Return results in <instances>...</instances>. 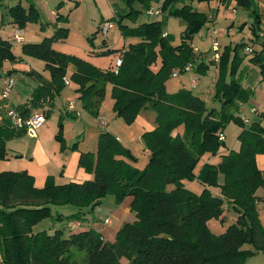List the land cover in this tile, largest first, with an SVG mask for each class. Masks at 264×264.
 I'll use <instances>...</instances> for the list:
<instances>
[{
  "label": "trees",
  "instance_id": "obj_1",
  "mask_svg": "<svg viewBox=\"0 0 264 264\" xmlns=\"http://www.w3.org/2000/svg\"><path fill=\"white\" fill-rule=\"evenodd\" d=\"M187 1L163 0L160 7L161 13L167 12L168 17L185 25L177 44L163 32L160 20L133 27L118 20L121 35L137 42L120 53L122 64L117 72L101 71L82 58L56 51L53 43L66 39L69 33L64 26L39 43L21 45L22 55L45 64L55 87L52 94L61 93L67 69L72 66L69 80L77 86L82 109L92 117H98L106 85L110 84L112 110L117 118L131 125L142 109L151 107L156 112V128L141 136L149 151L143 170L131 166V152L104 132L99 135L96 154H80L79 165L93 175L90 181L56 185L48 179L37 188L26 171L0 172L1 264H246L255 254H264V228L257 208L258 203L264 204V194L258 195V190L264 191V171L255 161L257 155H264V116L245 124L243 118L227 112L232 108L238 112L239 104L248 100L236 78V64L250 57L249 62L258 65L264 74V50L257 53L245 42L223 50L214 85L220 110L208 109L204 101L186 89L168 93L165 83L172 74H183L188 64L198 61V53L190 43L209 23V17L187 5ZM4 2L0 0V9ZM125 2L130 10L121 18L136 24L139 12L133 10V4L150 0ZM235 3L257 14L252 0ZM62 4L55 6V23L67 24L68 16L58 14ZM8 13L19 30L39 19L32 5L26 10L17 4ZM246 47L250 48L246 51L249 54L244 53ZM230 57L232 66L228 71ZM16 59L11 42L0 36V73L4 62ZM201 63L198 73L205 72ZM44 90L39 88L35 99L42 100L45 95L40 93ZM230 122L242 129L237 137L239 150L221 156L216 165L205 164L195 177L193 169L201 157L206 153L216 155L224 147L219 137ZM179 126L184 129L182 136L174 134ZM13 136L8 127H0V161L7 157L5 140ZM61 139L58 134L57 140ZM219 175L223 176L221 184ZM195 179L209 188L219 187L221 197L213 196L207 188L199 194L186 188L185 181ZM107 195L114 197L117 206L130 198L129 212L134 215L132 221L121 225L112 242L94 229L82 228V224L71 225L82 223ZM64 206H72L75 211L55 216V221H64L61 227L49 232L35 229L44 219L53 218L51 207ZM226 211L236 213L237 221L216 236L207 224L212 219L222 222ZM245 245L250 249H244Z\"/></svg>",
  "mask_w": 264,
  "mask_h": 264
},
{
  "label": "rangeland",
  "instance_id": "obj_2",
  "mask_svg": "<svg viewBox=\"0 0 264 264\" xmlns=\"http://www.w3.org/2000/svg\"><path fill=\"white\" fill-rule=\"evenodd\" d=\"M15 1L21 2V5H23L26 10H28L30 5H32L39 14V19L37 22L27 23L24 27V31L27 32L26 35H22V39H24V41H38L42 39V36L39 34L40 32H42V27L43 29H45L46 33L53 31V27L51 24L53 22L55 23V16L53 13V10L55 9L53 7L54 5H57L61 0H5V2L3 3V7H1L0 9V31L3 37H9L13 33V28L8 22V20L10 19L8 13L10 7L8 6V3L13 5ZM62 1L63 4L61 9H63V11L60 13L64 14L65 16L66 14H68V25L70 28V32L68 33L69 36H67L68 39H64L65 42H63V40L55 41L53 43L55 48H53L59 52L73 54L76 57L82 58L83 60L92 63L101 71H114L115 61L117 57H120L123 46L128 42H133L132 38L124 37L121 35L120 28L117 23L118 20L122 19L123 25L133 27L131 21L127 20L126 18H121V16L127 14L130 10L127 7L125 0H77L80 2V5L75 10L74 7H72L73 3L71 1L73 0ZM162 2L163 0H150L149 3L135 2L132 8L133 10L139 12L135 25L141 22L160 20L163 22V32L168 35L171 43L177 44L180 41L181 34L185 28L183 22L176 18L168 17L167 12L162 13V15H160L158 18L148 17L145 14L147 8L149 9L150 7H153L155 9L158 8L160 10ZM186 3L187 5H191L195 10L208 15L212 22L210 21L204 27H202L199 32L193 37L190 43L198 53V61L193 63L194 70L192 72L180 74L177 77H171L166 81L165 89L168 92L173 93L178 91V89L182 87V85H184L187 90L191 91L192 94L196 95L202 101H204L208 109L213 108L216 110H220V103L214 98V84L219 74L218 62H216L215 64L212 63L214 52L211 49V40L207 37V27L211 26L214 23V26H211L212 28H210V30L215 29L217 32L215 40L219 44L220 55L223 50H225L224 44H229V38L225 35L227 28L232 29L230 38L238 37V43L243 40L245 43H248V46L252 47L253 50H256V39L252 36V33L248 31V28H246L243 33L240 30L241 25L244 21L248 26L253 22L255 16L253 15L252 11L250 12L242 8H237L235 10V3L232 0H227L226 2H219V0H216L210 3H198L196 0H188ZM261 7H264V5H261ZM260 12L261 11L257 13L259 14ZM105 22L113 24V28L108 32L107 38H104L99 30L101 25ZM231 25L232 27H230ZM261 27L264 30V21ZM82 31H86L88 33L87 38L86 36L82 35ZM249 50L250 48L246 47L244 53L249 54L246 53V51ZM244 60L236 64V78H238L239 82L244 86V94L246 95L248 100L244 104L245 106L242 112H235L233 108L228 109L227 112H234L239 117L252 118L253 115L249 111V108H251L252 105L257 106L259 109H262L264 111V74L261 73L260 67L257 68L256 66H248L247 63H249V60L246 61L247 63ZM200 62H202L201 64L203 70L205 71L204 73L197 72V67L200 65ZM231 66L232 59L230 57L227 62L228 71L230 70ZM258 79H261V85H259ZM192 80L197 81V85L195 88H192L190 86ZM18 85H21V81L19 78H16L15 87ZM107 92L110 94L109 96L107 94L105 95L104 101L108 102L106 106L109 108L112 106L110 103V87L107 88ZM80 108L82 117L79 120L81 121L79 123L65 124V122L63 123L64 119L59 118L58 122H55L57 126L55 127L54 131L58 132L62 136V139L61 141H58L55 137V134L53 133V139L51 138V140H55L56 142H58L62 150H69L74 146V142L76 141L72 137L78 132L79 129H81L82 132L79 135V139L82 141L79 143L76 142V147L79 146L95 153L97 148L98 135L100 131L103 130H101L100 127H97L95 123L96 132H91V129L88 128V124L84 119V116H87L88 118H90V116L87 112L85 113L82 110V107ZM4 109H12V106L9 104V102L6 103ZM112 113L114 112L112 109H110L108 110V115H106V113L104 112V115L101 116L107 124V127L104 128V130L106 129L109 133H111L110 135L114 136L115 138L122 139V143L129 148L133 156V159L131 161H128V163L139 170H143L148 162L149 152L142 142V134L140 128L135 122H133L131 125L125 124L122 119L117 118L116 115H112ZM139 114L144 116L148 122H150L152 119L155 121L156 119V112L151 107L142 109ZM44 122L46 123H44V126L41 127L42 129H40L39 132H41L42 130L43 133L49 134V130L45 131V129H52L51 120L46 121V119L44 118ZM155 124L156 122H154V125ZM262 126H264V123ZM241 130L242 129L234 122L228 123L223 130V135L226 140L224 147L226 145H228V147H234L236 143L239 142L237 135L239 132H241ZM183 133V126H179L174 130V134L176 135L182 136ZM125 142L127 144H125ZM220 160L221 158L219 156V152L216 155H210L207 153L204 154L193 169L194 176L198 177L199 172L202 170L205 164L216 165L220 162ZM2 167L3 165H1L0 169H3ZM193 181L195 182V184L202 188L201 192L204 188H207L213 196L221 197V191L219 187L209 188L208 186L199 183L196 179ZM218 181L219 184L223 182L222 175L218 177ZM188 182L192 181H185V186L188 185ZM116 208L117 205H115L114 197L112 195H107L101 200V203L99 205H97L86 215V219L83 220L82 223H79L82 224V228L84 229L91 228L95 231H101L99 232L101 233V235H105L106 237L112 239L115 237L119 223L132 221L131 216H126L120 211H118L117 213ZM74 211L75 208H73L72 206L51 207L53 218L50 217L44 219L36 226L35 229L49 232L52 229L61 227L64 221H55V216L58 214L68 215ZM107 217L110 219V223L108 225H105L103 224V220ZM222 220V222L221 219L210 220L212 221V224H210L212 234L216 236L223 234L229 225L236 223L237 214L232 211H226L222 217ZM244 249H250V246L245 245ZM246 264H264V254H255L254 256L246 260Z\"/></svg>",
  "mask_w": 264,
  "mask_h": 264
},
{
  "label": "crops",
  "instance_id": "obj_3",
  "mask_svg": "<svg viewBox=\"0 0 264 264\" xmlns=\"http://www.w3.org/2000/svg\"><path fill=\"white\" fill-rule=\"evenodd\" d=\"M226 1L227 0H219V2H226ZM232 1H234V3H235V0H232ZM60 2H63V1L61 0L58 3H60ZM71 2L73 3L72 7H74L75 2H77V6L74 7V10L77 9L80 5V2L77 0H73ZM252 2H253V4H252L253 9L256 10V8H257L258 11L256 10V12H259V11H261V12L259 14L253 13V15L255 16V19L253 20V22L247 26L246 22L244 21L241 25L240 30L243 33V31L246 28H248V31L250 33H252V36L256 39L255 44H256L257 49L255 51L258 53L259 51L264 50V32H263L264 30L261 27V25L263 24V21H264V13H263L264 7H261V5H264V0H252ZM17 4L21 5V2L15 1V3L13 5L8 3V6L11 7V6H15ZM55 6L56 5H54V7H53L54 9H55ZM21 7L24 8L23 5H21ZM234 8L236 10L237 8H240V7H237L236 3H235ZM62 11H63V9H60L58 11V14H60V12H62ZM247 11L251 12L252 10H247ZM53 13L55 16V18H54V20H55L57 12H55V10H53ZM61 15H64V14L61 13ZM66 15L68 16V14H66ZM210 21L212 22V20L209 18V22ZM8 22L10 23L11 27L13 28V32H14V30L17 28L12 24V19L10 18L8 20ZM51 24L53 27L52 32L46 33L45 29H43V27L41 28L42 32L39 33L42 36L41 37L42 39H40L41 41L44 38L51 37L54 34L56 27L58 28L60 26H64V27H67L68 30L70 29L68 23L67 24L56 23V25H55V23L53 22ZM138 24H140V23H138ZM137 25L133 24V26H137ZM211 26H214V23ZM211 26L207 27L208 31L210 30V28H212ZM230 27H232V25ZM22 31H23V36L27 34V32H25L24 30H22ZM231 32H232V29L227 28L225 35H226V37L229 38L228 39L229 44L225 43L224 49L225 48H232V46L234 47L235 45L239 44L237 42L238 37L230 38ZM82 35L86 36V38H87L88 33L86 31H82ZM0 36L11 42L13 54L17 58L16 61H14V62H4L1 73H0V99H1L0 100V127H3V126L8 127L10 130L13 131V134H14L13 137L5 140L7 157L5 160L0 161V167H1V165H3V167H2L3 169H0V172H4V171H9V172L26 171L28 174H30L34 178V185L37 188H42L48 179H52L56 185H64L67 183H83L85 181L92 180L93 175L91 173L87 172L83 167H81L79 165V158H80L81 153L96 154L97 148H96L95 153H93L90 150L81 148L79 146L75 147V148L71 147L69 150L68 149L62 150L60 148V145L58 142H56L55 140H53V141L51 140L53 133L55 134L56 139H57V135L59 134L58 132L54 131L55 127L57 126V124H55V122H58L59 118L64 119L63 123L65 122V124L66 123H79L81 121L79 119H81V117H82V112H81V108H80V107H82V104L77 100V97H78V95L76 93L77 86L69 80L70 75L73 73L74 68L72 66L68 67L67 73H66V78H65L68 81V83L65 85V87L63 88V90L61 91L60 94L54 95L52 93L54 92L55 87L51 81L49 72L45 70V64L40 60L31 58L28 56H24L21 54V45L23 43H39L41 41L40 40H38V41H26L25 40L24 41V39H22L21 43H13L11 41V38H10L11 36L3 37V35L1 34V31H0ZM68 36H69V34H68ZM67 39H68V37L65 40H67ZM65 40H63V42H65ZM132 41L133 42H128L126 45H124L121 52L127 50L128 46L130 44L136 43L137 39L132 38ZM240 41H241V39H240ZM241 42H244V41L242 40ZM251 42H252V40H251ZM14 47H15V50H14ZM53 47L55 48L54 45H53ZM67 55H73V54H67ZM73 56H75V55H73ZM249 59H250V57L246 58L244 61L246 62ZM247 65L252 66V67L256 66L257 68H259L258 65L251 63V62L247 63ZM6 78H12L13 79L14 87L11 91L9 98L8 99H2L1 98V91H2V87H3V84L6 80ZM16 78L20 79L21 85L20 86L18 85L15 87ZM216 80H217V78H216ZM258 82H259V85H261V79H258ZM240 84H241V86H243L242 83H240ZM41 87L44 88L45 89L44 91H46V92L40 93L41 96H43V95H45V96L42 97L43 98L42 100L38 101L35 98H37V94L39 95V91H37V90ZM109 87L111 88V85L107 84L106 88H105V95L107 94L108 96L110 93L107 92V88H109ZM242 88L245 89L244 86ZM180 89H186V88L184 85H182V87H180L178 90H180ZM176 92H173V93H176ZM168 93L172 94L171 92H168ZM48 95H49V97H48ZM40 99H41V97H40ZM7 101L12 106V109L17 110L23 117H30L33 114H43L46 121L51 120L52 129H50V128L45 129V131L49 130V134H45L41 130V132L38 131L35 136H32L25 129L24 130L14 129L11 126L9 119L6 116L8 110L4 109L6 103H8ZM70 102H74L73 112H70L67 109L68 104ZM107 103L108 102L104 101L101 104V107L99 109V115L97 118L92 117L90 114H88L90 116V118H88L87 116H84V119L88 124V128L91 129V132H96V128H95V123H96L97 127H100V129L103 130V131H100L99 135L101 133H104V132L109 133L106 129H105L106 131L104 130V128H106L107 126L103 127L101 125V122H105L101 116L104 115V112L106 113V115H108V110L112 109V107H113L112 99H110V103L112 105L111 107L108 108L106 106ZM244 104H239L238 112L243 111V108L245 106ZM145 109H147V108H145ZM249 111L253 115L252 118H249V117H241V118L248 119L250 122H252L253 120L257 121V120H259V118L261 119L262 116H264V111L262 109H259L257 106L252 105L251 108H249ZM84 112L86 113V111H84ZM112 115H115V114L112 113ZM70 118H72V119H70ZM154 122L155 121L153 119L150 122H148L147 119L144 116H142L141 114H139L135 119V123H137L138 127L140 128L141 134H143L145 132L153 131L156 128V124L154 125ZM44 123H46V122H44ZM263 123H264V117L261 121L262 125H263ZM43 126H44V124L41 127H43ZM41 127H40V129H42ZM85 128H86V126H85ZM81 132H82V130L79 129L78 132L72 137L73 139L76 140L74 142V144H76V145H77L76 142L79 143L82 141L79 139L80 138L79 135L81 134ZM239 133H238V135H239ZM109 134H111V133H109ZM99 135H98V138H99ZM26 137H28L29 139ZM223 137H224V135H223ZM61 138H62V136H61ZM76 138H78V139H76ZM115 139L123 147H125L126 149L129 150V148L126 147L122 143L123 142L122 139H118V138H115ZM225 142H226V140L224 138L223 143L225 144ZM238 143H236V145L234 147H228V145H226L225 147L221 148L219 150V156L221 157L223 155H226L229 151H238L239 147H240V144H238ZM97 144H98V139H97ZM125 144H127V143L125 142ZM148 159H149V156H148ZM255 161H256L257 168L260 171H264V155H257L255 158ZM186 188L190 189L191 191H193L196 194H199L201 192V189H202L200 186L195 184L194 181L188 182V185L186 186ZM263 194H264L263 190H261V189L258 190L259 196H263ZM129 204H130V198H127L120 205L117 206L116 211H117V213H118V211H120L123 214H125L126 216H131L132 217L131 220H133L134 215L129 212ZM257 208H258L259 220L261 222V225L264 228V204L258 203ZM123 223L124 222L119 223L118 229L121 227V225ZM210 224H212V221H210L207 224L210 231L212 232V229L210 228ZM118 229H117V231H118ZM98 232H101V231H98ZM102 237L105 240L110 241V242H112L114 240V238L110 239V238L106 237L105 235H102Z\"/></svg>",
  "mask_w": 264,
  "mask_h": 264
},
{
  "label": "built area",
  "instance_id": "obj_4",
  "mask_svg": "<svg viewBox=\"0 0 264 264\" xmlns=\"http://www.w3.org/2000/svg\"><path fill=\"white\" fill-rule=\"evenodd\" d=\"M145 14L148 17H159L160 15H162L161 11L159 9H155L153 7H150L149 9L146 10ZM113 28V24L112 23H108L105 22L101 25L100 27V32L102 34V36L104 38H107L108 36V32L110 31V29ZM217 32L215 29H211L207 32V37L211 40V49L214 52V57L213 60L215 62H218L220 59V54H219V44L217 43V41L215 40V36H216ZM22 35H23V31L19 30V29H15L14 32L11 35V41L13 43H21L22 42ZM194 51H196L194 49ZM197 52V51H196ZM122 64V60L121 57H117L116 61H115V72H117L118 68L121 66ZM194 70V65L193 64H188L185 68L184 71L185 73L187 72H192ZM178 74L176 72H174L172 74V77H177ZM65 83L67 84L68 81L65 80ZM197 85V81L196 80H192L191 81V87L195 88ZM14 87V81L12 78H6L3 87H2V91H1V97L2 99H8L11 91ZM68 111L73 112L74 109V102H70L68 104L67 107ZM7 118L10 121L11 126L16 129V130H26L27 132H29L32 136H35L37 134V132L39 131L40 127L44 124V115L43 114H33L30 117H23L17 110L14 109H10L7 111ZM244 123L248 124L249 120L248 119H244ZM101 125L103 127H106L105 122H101ZM220 141L224 140L223 135H221L219 137ZM110 223V219L107 217L103 220V224L108 225ZM73 227H78L80 226L79 222L73 223L71 224Z\"/></svg>",
  "mask_w": 264,
  "mask_h": 264
}]
</instances>
